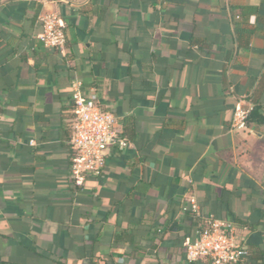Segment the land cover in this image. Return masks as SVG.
<instances>
[{
  "label": "crops",
  "instance_id": "crops-1",
  "mask_svg": "<svg viewBox=\"0 0 264 264\" xmlns=\"http://www.w3.org/2000/svg\"><path fill=\"white\" fill-rule=\"evenodd\" d=\"M47 13L64 53L37 39ZM74 80L128 140L82 188ZM190 196L264 264V0H0V264H208L184 257Z\"/></svg>",
  "mask_w": 264,
  "mask_h": 264
},
{
  "label": "built area",
  "instance_id": "built-area-1",
  "mask_svg": "<svg viewBox=\"0 0 264 264\" xmlns=\"http://www.w3.org/2000/svg\"><path fill=\"white\" fill-rule=\"evenodd\" d=\"M41 32L37 39L44 48L64 53L66 34L64 24L55 13L40 18ZM245 98L236 103L231 132L247 129L251 106ZM73 123L70 139V173L76 186L86 179L102 175L108 153L123 150L128 140L122 135L119 117L103 108L95 93L83 94L81 83H72ZM189 212L194 222L191 236L182 244L188 262L206 261L208 264H240L248 252L235 235L234 223L204 212L195 197H188L181 207Z\"/></svg>",
  "mask_w": 264,
  "mask_h": 264
},
{
  "label": "trees",
  "instance_id": "trees-1",
  "mask_svg": "<svg viewBox=\"0 0 264 264\" xmlns=\"http://www.w3.org/2000/svg\"><path fill=\"white\" fill-rule=\"evenodd\" d=\"M253 114H254V108L251 109V111H250V113H249V115H248V118H247V125H248V123L250 122L251 117H252ZM122 135H123L124 137L127 138V136H126L124 130H122ZM70 156H71V155H70ZM75 186H76V185H75ZM76 188H82V186H76ZM183 213L185 214L186 217H188V218L190 219V222H191V229H193L194 222L192 221L191 214H190L189 212H183ZM228 220L231 221V222H233V223H235V224H239V225L242 224V223H240L239 220L232 218L231 215H229ZM246 250H247V248H246ZM247 252L249 253L248 250H247ZM248 255H249V254H248ZM248 255H247V257H248ZM260 258H261V256H260Z\"/></svg>",
  "mask_w": 264,
  "mask_h": 264
}]
</instances>
